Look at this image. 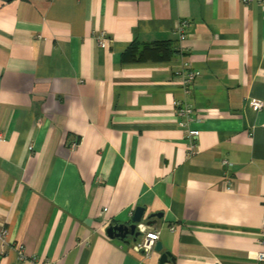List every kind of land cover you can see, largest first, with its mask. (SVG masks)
<instances>
[{
	"label": "crops",
	"instance_id": "crops-1",
	"mask_svg": "<svg viewBox=\"0 0 264 264\" xmlns=\"http://www.w3.org/2000/svg\"><path fill=\"white\" fill-rule=\"evenodd\" d=\"M0 134V264H257L261 0H0Z\"/></svg>",
	"mask_w": 264,
	"mask_h": 264
},
{
	"label": "built area",
	"instance_id": "built-area-1",
	"mask_svg": "<svg viewBox=\"0 0 264 264\" xmlns=\"http://www.w3.org/2000/svg\"><path fill=\"white\" fill-rule=\"evenodd\" d=\"M261 5L264 7V0H261ZM187 22L182 20L175 28V34L177 35V41H178V49H183L185 41V34H184V27L186 26ZM97 36V42L99 44L104 43V31H99L96 34ZM188 65L189 64H184ZM195 75V72L193 70H188L184 77L181 79L180 87L181 90H183L185 93L188 92L190 89V84ZM176 106H178V102L175 103ZM178 110V113L189 115L190 110L188 108H180L179 106L176 107ZM248 107L252 110H259L263 107V102L261 100L257 99H248ZM198 135V130L196 128L188 127L185 135V143L189 147V152H191L195 144L193 143L192 137H196ZM1 134H0V140H1ZM136 228L142 237L139 242H136V248L138 251L142 253L143 256H147L149 251L153 248V245L155 241L158 238V231L157 230H146L145 224L143 222L137 223ZM172 229V227L170 228ZM258 235L260 236V242L262 245H264V218L261 220L260 226L258 228ZM1 252V250H0ZM18 255L20 258H23L22 248L21 246L18 247ZM256 261L257 264H264V251H258L256 254Z\"/></svg>",
	"mask_w": 264,
	"mask_h": 264
},
{
	"label": "water",
	"instance_id": "water-1",
	"mask_svg": "<svg viewBox=\"0 0 264 264\" xmlns=\"http://www.w3.org/2000/svg\"><path fill=\"white\" fill-rule=\"evenodd\" d=\"M151 217H160V214H151L147 216V220L144 221L143 218V208L135 207L132 213V216L128 223H120V224H109L105 228V233L109 238L122 240L128 236L132 237V241L135 242L137 237L140 236L136 225L137 223L143 222L146 225H151L154 221L149 220ZM153 249L157 252L161 250L160 242H155L153 245ZM170 252L165 251L161 252L159 263L165 261L167 257H170ZM172 259V258H171Z\"/></svg>",
	"mask_w": 264,
	"mask_h": 264
},
{
	"label": "trees",
	"instance_id": "trees-1",
	"mask_svg": "<svg viewBox=\"0 0 264 264\" xmlns=\"http://www.w3.org/2000/svg\"><path fill=\"white\" fill-rule=\"evenodd\" d=\"M3 1H9V0H3ZM164 44V43H163Z\"/></svg>",
	"mask_w": 264,
	"mask_h": 264
}]
</instances>
